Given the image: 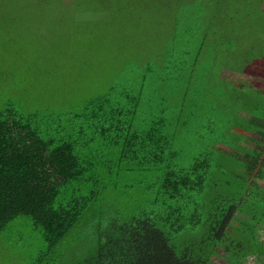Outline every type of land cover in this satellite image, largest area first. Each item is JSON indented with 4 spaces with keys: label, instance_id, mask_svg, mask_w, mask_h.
Instances as JSON below:
<instances>
[{
    "label": "trees",
    "instance_id": "obj_1",
    "mask_svg": "<svg viewBox=\"0 0 264 264\" xmlns=\"http://www.w3.org/2000/svg\"><path fill=\"white\" fill-rule=\"evenodd\" d=\"M209 36L193 55L166 53L163 69L147 63L135 93L111 87L63 111L0 106V230L27 217L45 256L87 218L89 249L51 264H264V94L245 106L244 137L185 130L189 107L168 92L195 80ZM111 190L132 200L102 208Z\"/></svg>",
    "mask_w": 264,
    "mask_h": 264
},
{
    "label": "rangeland",
    "instance_id": "obj_2",
    "mask_svg": "<svg viewBox=\"0 0 264 264\" xmlns=\"http://www.w3.org/2000/svg\"><path fill=\"white\" fill-rule=\"evenodd\" d=\"M206 29L207 63H197L187 85L173 80L170 99L187 103L182 118L189 132L211 127L215 136L231 130L253 137L237 124L248 115L246 104L259 97L254 92L264 94V0H0V106L63 111L111 87L135 93L147 63L163 69L166 53L182 48L193 55ZM239 144L254 145L243 137ZM102 196V208L132 200L115 190ZM86 222L41 256V233L27 217H17L0 230V264L61 263L74 249L85 252ZM259 236L264 242V227Z\"/></svg>",
    "mask_w": 264,
    "mask_h": 264
}]
</instances>
